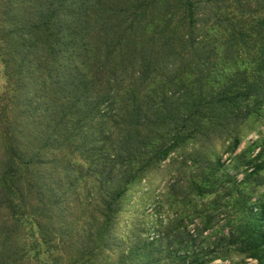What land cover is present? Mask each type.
<instances>
[{
  "label": "trees",
  "instance_id": "obj_1",
  "mask_svg": "<svg viewBox=\"0 0 264 264\" xmlns=\"http://www.w3.org/2000/svg\"><path fill=\"white\" fill-rule=\"evenodd\" d=\"M0 23V264H105L165 164L213 204L167 228V256L264 264V161L237 154L264 112V0H0Z\"/></svg>",
  "mask_w": 264,
  "mask_h": 264
},
{
  "label": "rangeland",
  "instance_id": "obj_2",
  "mask_svg": "<svg viewBox=\"0 0 264 264\" xmlns=\"http://www.w3.org/2000/svg\"><path fill=\"white\" fill-rule=\"evenodd\" d=\"M1 29V23H0ZM250 61V60H249ZM250 72L252 73L253 63L250 61ZM232 71L227 69L224 75H229ZM2 77V68L0 66V82ZM244 137L242 144L237 152L241 154L245 150H250L254 156L262 153L264 161V112L259 118L251 119L244 127ZM225 155L223 161L227 167L231 163ZM164 168L156 171L148 176V178L134 186H132L125 196L124 210L117 220L113 236L117 241H123L124 244L115 248V257L111 252L106 254L105 264H178L176 257L169 258L168 246L162 241L163 235L170 226L175 229L176 226L187 227L192 233L195 232L199 225V220L194 210L197 206L202 212L211 211L213 204L212 199H189L178 194H173L172 184L175 178L174 168ZM231 170L232 168H228ZM234 173V171H231ZM243 175H239L242 179ZM264 193L262 188L259 194ZM210 203V204H209ZM220 212V209H218ZM226 209L219 214L216 221H220L219 225H215L214 230L205 233L206 241L203 243L205 250H212L214 242L221 235L217 231L220 229L223 216H226ZM84 221L88 222L89 217H84ZM181 223V225L179 224ZM180 239V237H179ZM153 245H149V243ZM178 242V240H177ZM173 248V247H172ZM188 251L193 252L192 249ZM218 259L211 264H253L248 260L234 252L223 253L219 250ZM127 256V259L125 257ZM226 256L225 259L222 257Z\"/></svg>",
  "mask_w": 264,
  "mask_h": 264
}]
</instances>
